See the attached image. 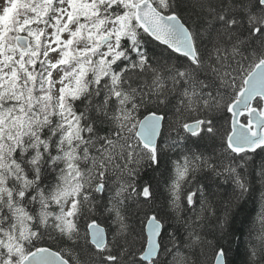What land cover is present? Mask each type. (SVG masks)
I'll return each mask as SVG.
<instances>
[{
    "label": "snow or ice",
    "instance_id": "6c2138e0",
    "mask_svg": "<svg viewBox=\"0 0 264 264\" xmlns=\"http://www.w3.org/2000/svg\"><path fill=\"white\" fill-rule=\"evenodd\" d=\"M162 164L183 234L144 210ZM250 168L264 183V0L0 4V264H228L193 180L243 196Z\"/></svg>",
    "mask_w": 264,
    "mask_h": 264
},
{
    "label": "trees",
    "instance_id": "16d2710c",
    "mask_svg": "<svg viewBox=\"0 0 264 264\" xmlns=\"http://www.w3.org/2000/svg\"><path fill=\"white\" fill-rule=\"evenodd\" d=\"M179 152L180 149H177L171 155L175 158ZM256 160L258 161L259 157H256ZM168 167L170 165L162 164L159 171L145 167L141 174L138 183L150 186L155 196L144 210L151 209L152 213L165 217L169 231L183 234L182 224L176 222L167 205L168 193L165 179L169 175L166 171ZM245 175L250 187L243 196L239 195V190L233 181L226 179L225 176L207 178L205 172H197L193 180V190L196 185L207 186L204 188V193L207 202L215 211L214 216L209 214L199 230L205 234L206 240L212 241L214 245L222 247L227 252L228 264H247L249 247L257 244L255 239L259 228L257 215L262 210L261 193L264 192V183L256 175L254 168H250ZM226 206L228 223L221 231L220 224L225 219ZM182 215L188 216L191 213H182ZM101 224L105 226L103 218H101ZM201 251L203 255L199 254ZM211 257V246L205 244L203 249L198 250V259L202 264H212Z\"/></svg>",
    "mask_w": 264,
    "mask_h": 264
},
{
    "label": "rangeland",
    "instance_id": "374dc122",
    "mask_svg": "<svg viewBox=\"0 0 264 264\" xmlns=\"http://www.w3.org/2000/svg\"><path fill=\"white\" fill-rule=\"evenodd\" d=\"M0 4H3V0H0Z\"/></svg>",
    "mask_w": 264,
    "mask_h": 264
}]
</instances>
